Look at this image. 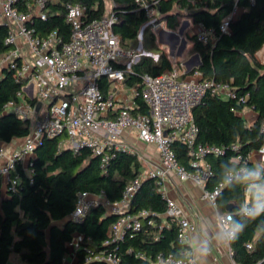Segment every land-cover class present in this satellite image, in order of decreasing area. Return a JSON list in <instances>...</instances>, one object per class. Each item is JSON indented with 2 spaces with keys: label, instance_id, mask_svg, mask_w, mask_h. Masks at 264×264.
Wrapping results in <instances>:
<instances>
[{
  "label": "trees",
  "instance_id": "1",
  "mask_svg": "<svg viewBox=\"0 0 264 264\" xmlns=\"http://www.w3.org/2000/svg\"><path fill=\"white\" fill-rule=\"evenodd\" d=\"M74 1L85 7L86 21L101 19L107 11L105 0H56L46 7L47 20L35 22V32L43 35L57 31L67 42L71 29L65 20L66 7ZM114 6L117 23L113 30L121 38L122 46L134 49L147 18L143 12L136 11L133 0H114ZM232 6L233 0H160L159 14L166 29L172 32L185 20L216 32L213 45L199 43L195 35L190 37L193 54L200 59L197 71L205 79L229 83L236 98L224 100L207 93L192 109V116L198 127L197 142L224 149L222 155L206 158L212 175L205 190L223 185L216 204L221 211L232 207L229 213L240 219L236 213L243 211L248 203L249 190L234 174L243 173L249 167L264 169L249 160L252 153L264 146V134L260 131L264 121V64L256 58L264 46V0H256L254 5L248 6L231 22L229 33L220 34L218 28L230 15ZM147 31L152 47L160 51V55L157 62L142 56L126 77V86L139 93L144 75L159 76L172 68L179 69L156 45L155 33L151 29ZM5 33L6 29L0 28V56L8 51L4 44ZM191 73H184L183 77ZM101 85L106 91L105 82L101 81ZM19 90L12 72L5 69L0 77V145L30 134L29 122L4 108L9 102H17ZM242 97L246 98L241 101ZM135 103L133 115L148 114L139 96ZM246 109L257 115L253 124L248 125L243 117ZM59 143L60 139L44 138L27 167L17 161L9 173L7 186L3 188L0 182V264H7L13 256L23 264H62L67 244L75 235L81 238L77 264H84V248L115 253L120 258L119 264H147L160 253L185 258L186 247L177 241L178 227L166 215V198L160 191L161 185L154 178H142V165L136 153L118 150L101 168L99 159L90 149L74 151L60 147ZM173 149L179 162L191 170L186 147L175 144ZM237 157L242 160L237 162ZM228 174L232 175L231 183ZM137 179L140 185L127 213L136 216L146 212L147 215L139 218V229H126L121 241L104 245L118 215L107 213L103 204L89 208L81 223L72 220L80 194L103 197L108 203L117 204L126 187ZM229 246L235 264H264V216L249 222Z\"/></svg>",
  "mask_w": 264,
  "mask_h": 264
},
{
  "label": "built area",
  "instance_id": "2",
  "mask_svg": "<svg viewBox=\"0 0 264 264\" xmlns=\"http://www.w3.org/2000/svg\"><path fill=\"white\" fill-rule=\"evenodd\" d=\"M50 2L0 0V28L6 29L4 44L8 47V51L0 56V73L8 69L20 85L17 102H9L4 108L30 124V134L23 139L21 149L14 152L0 169V180L9 176L17 161L27 159L28 165L44 138L60 139V147H69L74 151L90 149L92 155L99 159L101 168H104L118 150L126 149L123 141L126 131H134L139 141L156 147L159 164L143 178H154L160 183V191L166 198V215L178 227V243L185 246L188 234L196 230V225L188 219L182 207L166 197L163 184L170 174H174L182 183L192 182L201 186L204 189L202 199L213 206L217 205L216 200L223 185L214 190H205V184L212 175L206 158L209 155L220 156L224 149L197 142L198 127L192 109L207 93L222 99H235L236 93L229 83L205 79L199 71L183 77L184 71L180 68H172L159 76L144 75L139 93L137 89L126 86L125 80L141 54L139 50L122 46L121 38L113 30L117 23L114 0H105V15L92 21H86L85 7L80 2L68 4L65 20L71 34L67 42L57 31L43 35L35 32V22L47 20L46 7ZM133 2L137 6L136 11L143 12L147 18L142 32L147 27L155 34L168 31L165 21L160 19V0ZM255 3L256 0H233L231 13L219 26L218 33L228 34L231 22ZM194 27L199 43H215L214 30L204 29L200 24H194ZM143 56L150 55L144 52ZM155 60H158V56ZM101 81L105 82L106 91ZM138 96L147 106V115L132 113L137 107L135 98ZM260 131L264 134V121L260 124ZM175 144L186 147L191 170L179 162L173 149ZM257 153L264 157V146ZM3 155L0 148V156ZM241 160V157L236 158L237 162ZM139 185L140 179L131 182L117 204H110L103 197L80 194L72 220L81 223L89 208L103 204L111 209V214L118 215L108 230L104 245L121 241L125 230L130 227L139 229V218L147 215L146 212L136 216L127 213ZM227 215L231 214L225 212L217 216L219 227L220 217ZM80 241L81 238L75 235L67 244L68 251L62 264H77ZM84 249V264L120 263L115 253ZM229 256L233 260L230 248ZM193 263L192 256L176 258L172 254L160 253L147 264Z\"/></svg>",
  "mask_w": 264,
  "mask_h": 264
},
{
  "label": "crops",
  "instance_id": "3",
  "mask_svg": "<svg viewBox=\"0 0 264 264\" xmlns=\"http://www.w3.org/2000/svg\"><path fill=\"white\" fill-rule=\"evenodd\" d=\"M51 2H55V1L51 0ZM186 22L187 24H190L194 27V24L191 21L190 22L186 21ZM194 30H195V27H194ZM167 32L171 33L172 31L168 30ZM173 33H176V32H173ZM164 38L167 42L169 40H171L172 42V37L169 34L165 35ZM157 41H158V34H157ZM186 47H187V44H186ZM175 51H177V54H176L177 57H181L184 53L183 52L180 56H178L179 45L176 46V48L174 49V53ZM174 53L173 55H171L170 53V55L174 56ZM195 56L197 55L194 54L193 57ZM188 61H186L184 65H182V68H180L184 71V73H186L185 64ZM2 72L0 73V77L2 75ZM243 117L245 118L247 124L250 125L255 122L257 115L251 110L246 109L243 111ZM123 141L125 144L124 146L128 151L134 152L137 154L142 167L144 165H149L151 169H153L159 164V156H158L156 147L154 145L145 144L139 141L136 132L126 131ZM22 146H23V139L14 140L9 144L0 145V148L4 152V155L0 156V169L5 165L7 159H9L13 155L14 152L21 149ZM249 158H250V161H252L256 165L260 167L262 166V168H264L263 167V164H264L263 156L259 155L258 153H252ZM24 161L25 162H23V166L26 168L27 159ZM8 179H9L8 176H4L1 178L0 182L3 188L7 186ZM163 189L166 193V197L174 201L180 207H182L188 219L191 222L195 223L196 225V230L194 232L189 233L187 236V243L185 245L186 248L183 253L185 257H189V256L193 257L194 259L193 264H200L201 257L196 252L197 245L201 241H208L209 243H212L214 241L215 234L219 228V225L217 222V216L219 214L225 213L226 211H221L217 205L213 206L208 201L202 199V193L204 189L201 186H198L192 182L182 183L175 177L174 174H170L169 177L165 180L163 184ZM105 209L107 213L111 214L110 208L105 207ZM229 248H230L229 244H226V245H215L214 244L212 252L207 258V264H235L234 261L229 256ZM12 258H14V261L16 262L19 260L18 257H15V256H13Z\"/></svg>",
  "mask_w": 264,
  "mask_h": 264
},
{
  "label": "clouds",
  "instance_id": "4",
  "mask_svg": "<svg viewBox=\"0 0 264 264\" xmlns=\"http://www.w3.org/2000/svg\"><path fill=\"white\" fill-rule=\"evenodd\" d=\"M240 181L245 182L249 190V201L244 205L243 211H237L236 219L233 215L221 216L220 227L212 243L201 241L196 248L201 257L200 264H207V258L212 252L213 245H226L238 238L247 227L248 223L264 216V169L247 168L243 173H235ZM232 177H229L231 183Z\"/></svg>",
  "mask_w": 264,
  "mask_h": 264
},
{
  "label": "rangeland",
  "instance_id": "5",
  "mask_svg": "<svg viewBox=\"0 0 264 264\" xmlns=\"http://www.w3.org/2000/svg\"><path fill=\"white\" fill-rule=\"evenodd\" d=\"M53 1H56V0H53ZM184 17H186L185 15H183ZM186 19V18H185ZM191 21V20H190ZM188 21V22H190ZM185 24H187L186 20L185 22L182 23V25L179 27L178 30H176L175 32L178 33L179 30L185 26ZM147 29L149 30L150 28H146L144 30V32H140L139 34V37H138V40L137 42L133 45V48L135 50H139L138 52L141 54V57L144 55V52L148 53L150 56V58L156 62L155 60V57L159 56L160 55V51L154 49L152 47V42H151V39L149 37V34H148V31ZM194 27L190 24H187L186 27H184V31H183V38L185 40H187V47H186V50L184 51L183 55L181 57H177L176 54H177V51H175L174 53V56H171L170 55V49L169 47H164L160 44H158V41L156 40V45L159 47V49H161L162 52L165 53L166 56L169 57L170 61L172 62V64L175 66V67H179V68H182V65H184V63L188 60H190L194 54H193V51H192V43L190 41V37L193 36L195 34L194 32ZM156 35V38H157V34ZM168 43H171V40L168 41ZM256 58L259 62L261 63H264V47L258 52V54L256 55ZM224 100H227V99H224ZM25 162V161H22V163ZM262 167V166H261ZM263 167H264V164H263ZM151 169V167L149 165H144L142 167V178L146 175V173ZM7 264H22L19 260L16 262L14 261V258H11Z\"/></svg>",
  "mask_w": 264,
  "mask_h": 264
},
{
  "label": "water",
  "instance_id": "6",
  "mask_svg": "<svg viewBox=\"0 0 264 264\" xmlns=\"http://www.w3.org/2000/svg\"><path fill=\"white\" fill-rule=\"evenodd\" d=\"M116 26V24H115ZM187 24H185V26H183L178 33H168L167 31H161L160 33H158V43L160 45H163V46H167L170 48V53L171 55H173L174 53V49L176 48V46L179 45V51H178V56H180L185 48H186V40L182 37L183 36V31H184V27H186ZM170 35L172 37V42L171 43H168L166 40H165V35ZM261 63V62H260ZM264 64V63H262ZM200 65V60H199V57L198 56H195L193 57L190 61H188L185 66H186V73H191L193 72L194 70H197L198 67ZM5 69H3L2 71H4ZM39 107V106H38ZM38 109V108H37ZM233 208L228 206L226 211L227 212H230ZM168 217V216H167ZM169 218V217H168Z\"/></svg>",
  "mask_w": 264,
  "mask_h": 264
}]
</instances>
